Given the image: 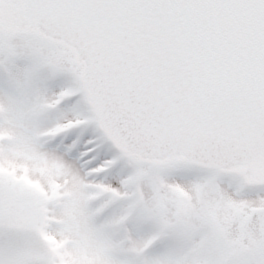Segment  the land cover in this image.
<instances>
[{"label":"snow or ice","instance_id":"6c2138e0","mask_svg":"<svg viewBox=\"0 0 264 264\" xmlns=\"http://www.w3.org/2000/svg\"><path fill=\"white\" fill-rule=\"evenodd\" d=\"M0 264H264V0H0Z\"/></svg>","mask_w":264,"mask_h":264}]
</instances>
